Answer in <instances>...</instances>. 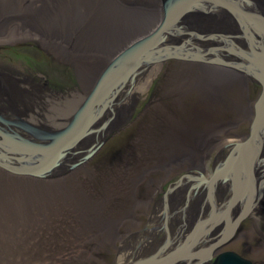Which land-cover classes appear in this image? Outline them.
<instances>
[{"label": "bare ground", "instance_id": "bare-ground-1", "mask_svg": "<svg viewBox=\"0 0 264 264\" xmlns=\"http://www.w3.org/2000/svg\"><path fill=\"white\" fill-rule=\"evenodd\" d=\"M134 1L0 0V44L38 42L59 62L71 64L81 90L38 89L34 84L18 83L10 72L8 76L3 73L0 74V89L5 90L0 92V98L1 95L5 98L0 99V116L49 133L65 128L107 66L118 55L155 33L161 25L162 0H141L137 7H133ZM201 2L203 7L193 5L194 9L179 17L177 34L170 31L166 39V43L184 41L186 52L194 56L192 61L184 57L175 61L192 62L203 71L186 76L183 83L195 86L201 98L204 95L210 98L220 92L218 87L238 84L244 85L247 93L251 83L252 87H257V96L240 107L249 123L247 134L230 133L232 135L218 139L213 146L210 145V131L203 136L205 138H198V145L203 142L212 146V149L199 151L204 154L203 159L215 152L212 176L196 179V172L201 170L199 164L202 162H199L192 165V170L185 171L175 187L170 186V255L178 259L185 255L193 257L174 264H215L224 254L219 255L218 250L228 242L238 240L237 235L243 236L246 229L257 233L260 242L256 245L261 243L259 252H264V81L261 82L264 79V31L260 32V26L264 24V0ZM191 46L195 48L189 49ZM218 47L221 51L216 56L208 53ZM181 52L176 50L175 53ZM204 58H210L212 65L204 63ZM155 70L156 64L138 68L134 80L124 84L106 114L123 108L134 98H141ZM210 73L218 78V87L211 83ZM131 83L134 87L127 96L124 89ZM126 97L128 99L124 100ZM97 127L98 123L93 129ZM11 132L26 139L33 138L17 128H12ZM99 132L93 146L106 136ZM90 140L79 141L54 167L40 176L13 174L0 167V264H58L57 259L64 257L66 252L59 253L62 249L46 241L40 242V238L42 234H48L51 225L64 211L72 213L78 222L72 231L74 241H70V251H76L79 239L91 230H96L109 242L118 237L115 224L101 219L92 206L78 202L81 198H77L63 181L72 170V164L83 163L86 152L83 149ZM16 156L10 154L7 161L15 163ZM177 187L181 190H176ZM180 191L187 195L186 207L189 205V208L181 212L184 223L180 228H174L176 220L172 215L175 209L183 206L177 199ZM200 207L203 208L200 210ZM159 218L156 213L153 221H159ZM244 221L246 225L241 224ZM157 239V231L136 234L128 250L125 245L117 247L116 264H137L152 258L154 248L151 245ZM259 264H264V260Z\"/></svg>", "mask_w": 264, "mask_h": 264}, {"label": "rangeland", "instance_id": "rangeland-1", "mask_svg": "<svg viewBox=\"0 0 264 264\" xmlns=\"http://www.w3.org/2000/svg\"><path fill=\"white\" fill-rule=\"evenodd\" d=\"M140 1L135 0L133 7H137ZM183 42L169 41L167 44L175 46L183 45ZM192 48L195 47L191 46L189 49ZM210 55L214 56L212 53ZM8 72L12 73L18 83L34 84L38 89L47 87L50 91L57 92L75 89L81 91L71 64L59 62L36 41L0 44V74L5 73L8 76ZM202 73L192 62L169 59L156 64L154 74L150 75L151 82L141 98H134L131 103L123 105V108L105 113L98 127L103 122L107 125L100 132L97 130L91 134V137H85L88 141L90 138L91 142L83 149L86 150L83 159L95 144L98 132L107 136L118 130L91 159L81 165L72 164V170L63 181L77 198H81L78 202L92 206L101 219L115 224L114 231L118 237L109 242L99 232L91 230L86 237L79 239L78 251H70V241H74L72 231L77 228L78 222L72 213L64 211L55 224L51 225L48 234H42L40 238V242L46 241L62 249L59 253L66 252L64 257L57 259L58 264H116L117 247L122 239L120 236L123 237L129 231L137 232L146 225L150 212L154 211L156 197L163 196L165 192L170 198V186L175 187L186 170L190 171L192 165H198L200 158L203 160L204 154H200V150L212 149L218 139L232 135L230 133H248L249 123L240 107L256 98L257 87H252L250 83L253 90L250 88L247 93L242 84L220 89L214 72L209 75L211 83L220 92H215L210 98L205 95L201 98L198 89L195 86H186L182 79ZM205 81H208L206 77ZM133 87L132 83L126 86V95H130ZM3 90L0 89V92ZM2 97L1 95L0 99L5 98ZM127 99L128 97L124 100ZM209 131L212 133V137L209 136L212 138L209 139L212 146L208 147L203 142L198 145V138H205L203 136ZM214 156L215 152H212L209 159ZM169 183L173 185L169 186ZM178 189L180 188L177 187L176 190ZM180 194L181 191L177 199L184 206L186 195L183 191ZM175 210L172 215L174 221L176 220L173 227L180 228L184 219L180 209ZM193 210H197L195 205ZM122 214H125L124 219ZM134 218L140 220L138 229L130 227ZM244 233L243 236L237 235L238 240L222 246L218 254L236 252L254 264H259L264 260V252H259L262 249L261 243L256 245L260 242L258 235L247 229ZM130 241V238L125 240L126 250L129 249Z\"/></svg>", "mask_w": 264, "mask_h": 264}, {"label": "water", "instance_id": "water-1", "mask_svg": "<svg viewBox=\"0 0 264 264\" xmlns=\"http://www.w3.org/2000/svg\"><path fill=\"white\" fill-rule=\"evenodd\" d=\"M193 5L204 6L201 0H162L164 16L156 32L140 43L133 45L106 68L71 121L59 132L49 133L18 120L10 122L0 116V123L6 128L5 130L0 126V167L13 174L40 176L47 173L74 145L97 130H102L107 125L106 122H103L98 129H93V126L103 119L110 104L122 90L124 84L128 80L131 82L134 80L138 68L141 66L146 68L169 59L178 60L179 57H184L185 60L190 61L194 56H190L186 52V45L171 46L166 43V39L168 34L170 36V31L177 34L179 17L186 14V11L194 9ZM262 27H264L263 23L260 26V32L264 31ZM176 50L183 52L176 54ZM219 51L221 49L218 47L208 53L216 56ZM203 62L209 65L213 63L210 58H206ZM263 81L264 79H261L262 83ZM12 128L30 134L35 140L26 139L11 132ZM117 132L118 130H114L100 143L97 142L95 146L89 149V154L82 159V162L91 159L101 146ZM10 154L18 156L14 158L15 163L8 162ZM183 257L178 259L177 256H172L170 253L159 257L157 254L147 261H141L137 264H174L178 260L193 259L189 255ZM215 264L251 263L242 260L235 253L226 252L220 255Z\"/></svg>", "mask_w": 264, "mask_h": 264}, {"label": "flooded vegetation", "instance_id": "flooded-vegetation-1", "mask_svg": "<svg viewBox=\"0 0 264 264\" xmlns=\"http://www.w3.org/2000/svg\"><path fill=\"white\" fill-rule=\"evenodd\" d=\"M0 126L2 128H4V126L1 123H0ZM4 129L6 130V128H4ZM199 161L202 162V164H204V165L202 167V164H199L201 166V170L199 172H196L197 173L196 179H197V177L198 178H200V177L201 178H205V177L212 176V174H213V166L216 163L215 162L216 161L215 160V156L213 158H210V159L208 157L206 160L205 159H203V160L199 159ZM206 162L209 163V164H207ZM206 164H207V168H206ZM208 170H210V174H208ZM201 184H203V183H201ZM168 185L170 186V185H173V184L169 183ZM169 186H167V188ZM201 187H203V186H201ZM165 194L166 193L164 192L163 196L156 197V202H155V204L153 206L154 211L150 212L151 215H150L149 219L147 220L146 225L144 227L140 228L137 232L136 231H133V232L129 231L127 234L124 235L126 237V238L124 237L125 240L126 239L128 240L129 238L131 240L132 237L135 236L138 233L146 234L147 231H151L154 234V232L157 231L159 239H157L155 241V243L151 245V248H154L153 249L154 250V253H153L154 255H152L151 257H153V256H155L157 254H159V257H163V256H165V255L170 253L169 252L170 251V248H169V246H170V198L167 197ZM205 198H206V194H205ZM186 203H187V195H186V201L184 203V206L179 208L181 212L184 211V209L187 208L186 207V205H187ZM202 208L203 207H200V210ZM156 213H157L158 216L160 215L159 216L160 217L159 221H153V215L156 214ZM124 215L125 214H122L123 219H124ZM131 223H132V224H130L131 225L130 226L131 229H133V228L138 229L139 228V224H140V220L134 218L133 222H131ZM244 223H246V221L242 222L241 224H244ZM244 225H246V224H244ZM241 226L243 227V225H241ZM159 233H160V235H159ZM120 237L122 238V235ZM124 238L119 241L120 242L119 246L125 245ZM131 241L129 242V244L131 243ZM134 243H135V241L133 240V244ZM166 252H169V253L163 255ZM161 255H163V256H161Z\"/></svg>", "mask_w": 264, "mask_h": 264}]
</instances>
